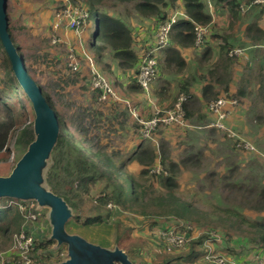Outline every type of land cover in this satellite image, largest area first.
I'll return each instance as SVG.
<instances>
[{"label":"trees","instance_id":"trees-1","mask_svg":"<svg viewBox=\"0 0 264 264\" xmlns=\"http://www.w3.org/2000/svg\"><path fill=\"white\" fill-rule=\"evenodd\" d=\"M116 1L127 4L140 17H154L160 23L170 20L169 13H173L177 6H182L183 8L184 14L182 16L179 14L176 21L171 23L168 31V45L163 47L159 53L152 46L151 52L147 51L149 56H157L155 74L150 80V86L154 81L157 82V85L155 84L151 91L157 101L161 100L166 103L162 105L160 115L164 113L163 111L173 107L181 96L184 97L182 107L185 112L184 118L187 121L192 118L196 103L201 101L200 98H202V103L205 105L210 99H216L220 96H225L228 99L235 98L239 102L238 93L233 92L229 85L231 79L229 68L236 61V57L229 54L233 45L229 40L227 30L231 31L234 23L240 19L242 5L240 1L228 0L231 3L229 4L230 13L228 14L229 23L227 26L217 25L212 22V15L206 12L203 0ZM211 1L213 2L214 0ZM253 1L247 0L246 4H250ZM69 4L82 8L86 12L82 27L84 26L89 31L92 40L90 44L93 51L97 54L96 59L106 60L104 55L107 53L113 61H118L121 68L132 70L134 76L130 80L129 89L131 91H142L143 89H141L142 87L136 80V76L140 72L146 52L137 53L133 49L131 32L124 23L110 15L107 10L109 1L67 0L60 1L59 7L64 8ZM253 4L251 7L262 6L264 1ZM110 5L115 4L111 3ZM57 10H59L58 6L55 7V11ZM248 12L246 11V13ZM246 17L247 15H241L242 19ZM9 23L10 19H8ZM196 24L209 26L204 42L199 47L194 43V27ZM255 25L257 33L259 32L261 35H254V39L263 41L264 25L262 23L261 28L257 23ZM11 27L10 29L8 28V31H11ZM10 38L17 54L20 56V47L15 44L11 34ZM169 42L172 43L171 47ZM189 48L200 49L193 58L194 65L192 64L191 66H189L182 53L183 50ZM161 52L162 54H160ZM187 66L191 68L188 70ZM0 68L3 72V77L0 79V82L4 85L3 88H6V90L12 89L7 94V98L17 100L20 110L18 113L10 110V102L3 104L7 113L6 120L0 122V153L4 152L9 156V153H11L10 143H13V147L22 155L35 138L34 118L28 122L22 117L28 108L25 102L31 106L32 113L34 112L31 101L13 72L11 61L1 40ZM190 70L193 71L190 72ZM197 80L202 83L200 98H196L191 90L192 85ZM97 90L102 94L103 91L101 89ZM44 95L52 106L53 104L50 102L49 97L46 94ZM3 96H5L4 93ZM55 113L57 115V112ZM207 113L209 114L208 110ZM13 117H16L15 121ZM204 119V116L199 115V122ZM59 121L61 124L63 123V119L59 118ZM19 123H21V126H19ZM156 129L158 128L156 127ZM155 130L152 131L149 137H144L140 134L143 139L151 140ZM233 142L234 147L237 149L249 151L241 144L242 142L238 138ZM79 147L65 139L64 134L60 133L42 169L41 185L64 199L71 210V218L74 217L80 220L81 214L78 212L83 209L84 205L86 207L89 204L86 207L88 211L102 207L106 211L105 216H108L114 209L122 213L136 214L141 216L142 219H151L153 222L172 218V220H175L173 221L175 225H172V227L175 226L176 230L186 231L188 236L189 234L192 236L191 231L189 230L188 233L184 228L188 227L192 222L202 223L209 227L208 232L206 231L201 235L192 237L181 247L172 246V250L177 251H173L172 256H164L159 264H188L193 263L199 255L202 256L204 254L205 257L208 249L201 250L197 246L205 244L207 239L211 241L222 240L211 236L212 234H219L218 228L222 230L223 240L230 244L232 243V246L223 247L226 252L236 254V247L246 246L250 249L255 248V251L264 250V185L249 186L242 182L239 183L240 185L232 183L229 186L244 195L246 203L251 201V205L248 206L259 213L260 216L253 218L245 214L242 211V205V207H232L225 204H223V207L211 204L212 212L207 214L205 211L195 207L191 201L181 196L179 184L175 178L178 163L174 160L171 161L161 150L156 152L151 150L149 146H144L133 158L135 159L133 161L137 160L141 165V168L136 173L127 170L123 165L115 167L108 160L92 152L110 164V166L121 169L123 179H118L109 171L103 170L98 162L89 160V156L85 155ZM21 155L16 157L15 163ZM157 163L160 165V169L153 171ZM98 181H105L104 186L98 195H92L88 184L94 185ZM247 195H249V198H247ZM31 204H36V202L34 200L22 201L14 197L0 196V241H3V245L10 242L12 245L14 235H19L21 232L29 233L26 231V223L32 220L29 212H35ZM102 217V214L86 216L81 221H83V225L87 226L91 223L100 222ZM122 234L117 235L116 244L118 248L125 249V244H121L123 243ZM234 235L235 237H233ZM235 239L237 240L234 241ZM51 243H53L51 238L47 242L35 241L34 239L33 245L32 247L30 246L28 252V256L31 259L30 264H59V262L47 261L49 260V256H47L50 255L49 253H46L47 255L44 253L40 254V250L44 251ZM9 249L10 247L7 249L9 257L4 259L3 264H21L22 258L16 252H11L13 256L10 258ZM125 252L132 256L137 254V251L131 250V252H128L127 249H125ZM237 259H245V257L240 255Z\"/></svg>","mask_w":264,"mask_h":264},{"label":"rangeland","instance_id":"rangeland-1","mask_svg":"<svg viewBox=\"0 0 264 264\" xmlns=\"http://www.w3.org/2000/svg\"><path fill=\"white\" fill-rule=\"evenodd\" d=\"M60 1L67 0H7L6 13L8 19H10L8 28L10 29V26H12L9 34L13 36L15 44L20 47V56L23 58V66L27 74L36 81L43 93L49 97L50 102L53 104L52 108L57 112V116L64 120L62 127L66 128L63 133L65 139L76 146H80L79 148L83 153L89 156V160L98 162L103 170L109 171L118 179H123L121 169L112 167L106 161L97 157L85 143L79 142L76 136L81 129L83 134H87L91 138L100 134L101 128H105V133L108 132L109 127H100L106 126L105 123H101L99 126L97 122L100 119L93 115L98 108L103 110L104 115L105 106L97 99L98 95L93 93L94 90L88 89L85 91L84 87V85L90 86L94 70H99L98 72L102 75H104L102 72L106 74L107 72L100 70L101 68L97 65V61H100L96 59L97 54L94 52V55H92L90 52L93 50L90 44L92 40L87 28L82 27L84 20L81 21L80 25L83 32V41L81 46H78V49H73L70 46L65 49L58 48L50 42L49 34L51 32L48 31L49 21H47V17L54 14L56 6L59 9L57 11L62 10L63 7H59ZM107 1H109L107 10L110 15L120 20L130 30L133 38L132 46L137 53L151 52V46L157 53L161 51L162 48H156V42L153 40L155 30L153 35V27L144 24L145 22H149L151 25L156 24L154 17H140L127 4L116 0ZM23 3L26 7H30L29 10L21 7ZM111 3L115 5H110ZM23 10L26 11L23 12ZM30 12L34 13L31 14ZM30 15L36 17V19ZM169 15L172 16V13H169ZM104 58L107 61H113L107 53ZM86 60L88 63L86 72H79L78 69L82 65V61ZM107 75L104 76L107 78L109 85L114 90H117L122 84L119 78H115L116 74L113 70L108 71ZM2 77L3 72L0 68V79ZM125 79L127 78L125 77ZM3 86L0 82V122L6 120L7 112L3 106L5 102H10V110L17 113L20 111L18 108L19 102L15 99L7 98V94L12 89L6 90ZM3 93L5 96H3ZM150 95L152 97L151 89ZM99 98H102V94ZM148 100L150 101V98ZM162 102L161 100L155 102L158 108L152 106L154 109L152 111H150V108L143 110L142 118L136 116L137 113L135 111V117L139 120L144 118V120H147L148 126L152 128L153 126L150 125V122L153 120L152 117L155 115V111L163 107L161 106ZM145 103L147 104L148 102L146 101ZM25 104L26 106L28 105V108L22 117L25 121L28 120L30 122L34 118V113L31 111V106L27 102ZM253 107L255 106L252 104L248 105L246 111V119H248L246 123L250 126V130L242 131V136L235 133V130L234 134L249 140L255 148L261 149L257 150L258 153H262L261 155H256L250 150L244 151L234 147L232 137L225 130L209 125L212 121L209 115L204 116L206 119L202 122H193L194 126H192L191 121H188L191 128L178 126H173L175 127L173 128L172 125L163 127V125L158 124V129L154 131L153 137L155 136L156 138V147L163 143V147L167 151V157L171 161L174 160L178 163L175 178L178 181L181 196L191 201L195 207L205 211L207 214L212 212L211 204L220 207L225 204L232 207L242 205V211L245 214L253 218L260 216L259 213L248 206L251 205V201L246 203L244 195L229 187L232 183L239 184L242 182L249 186L264 185V126L259 127L260 130L256 132L257 135L252 133L254 131L252 119L256 116V113H262L258 111L259 109H254ZM128 110L131 113L129 107ZM151 113L153 115L151 120H149L150 117L148 116ZM13 119L15 121L16 117H13ZM66 122H68L69 127L66 126ZM257 122H264V119H261L260 116ZM152 123L154 122L152 121ZM19 126H21V123H19ZM13 146V143H10L11 153H9V156H7V153H0V176L8 175L15 164L16 157L21 155ZM187 158L189 159L187 160ZM138 168L130 163L126 169L136 173ZM159 169L160 165L157 163L153 171H158ZM63 174L65 173L63 172ZM104 183L105 181H98L94 185L88 184L90 193L98 195ZM247 198H249V195H247ZM88 206L89 204L86 205V207ZM32 207L35 208V213L33 214L35 219L26 223V231L34 237L35 241L47 242L51 238L52 230L49 217L50 208L47 205H39L37 202ZM86 207L84 205L83 209L78 212L81 214L80 220L74 217L68 219L65 224V230L107 250L118 248L116 238L117 235L123 233V243L121 244H125V249L128 252H131V250L137 251L136 256H132L127 254L125 249L118 248L130 264H159L164 256H172V252L177 251L172 250V245L167 244L163 235L165 229L175 225V222H173L175 220H172V218L153 222L151 219H142L139 215L127 212L122 213L114 209L108 216H105L106 211L102 207L91 211H88ZM97 214L103 215L100 222L91 223L87 226L83 225L81 220H84L86 216ZM189 227L193 238L206 231L208 232L209 228L205 224H197L195 222H192ZM217 231H219V234H212L211 236L222 240L211 241L207 239L205 244L197 246L201 250L208 249L207 253L205 257L204 254L202 256L199 255L193 263L188 264H216L215 261H218L219 264H233L240 255L245 254L247 256L250 254V248L247 246L236 247V254L223 250V247L232 246V243L230 244L223 240L220 228ZM10 245L11 242L3 245V241H0V264H3L4 259L9 257L7 249L11 247ZM43 253L50 254H46L49 256V260H47L49 262H59L60 264L68 259L67 245L58 243L55 239L44 251L40 250V254ZM10 255L11 258L13 255L11 253ZM116 264L124 263L116 262Z\"/></svg>","mask_w":264,"mask_h":264},{"label":"crops","instance_id":"crops-1","mask_svg":"<svg viewBox=\"0 0 264 264\" xmlns=\"http://www.w3.org/2000/svg\"><path fill=\"white\" fill-rule=\"evenodd\" d=\"M203 1L205 3V0ZM214 1L213 2L211 1L210 7L205 3L206 12L212 15L213 23L221 26H227L229 23L228 14L230 13L229 4L231 2L228 0H224V1L214 0ZM237 1H240L242 5H249V7L244 12L241 11L239 16L240 19L234 23V26L231 29V31L227 30V33L229 34V40L232 43L233 47L241 48L242 52L239 55H235L236 61H234L229 68L231 73V79L229 85L233 92L238 93L239 102L237 106L235 105L229 107V115L226 119V123L233 130H235L236 133L240 134L241 136H242L241 133L242 131H249L250 126L246 123L248 120L246 119V111H247V106L252 104L253 106H255L253 107L254 109H259L258 111L262 112L261 114L256 113V116H254L252 119V122L254 123L252 124V128L254 130L252 131V133L257 135L256 132H259L260 128L264 126V122H257L260 116L261 119H264V40L263 41L255 40L254 35H261V33L259 32L257 33V27L255 24L257 23L261 28V25L264 21V5L262 6L257 5L256 7H251L253 3L246 4L247 0H237ZM256 3L259 2H254V4ZM21 7L22 8L25 7L26 10H29L30 8L28 6L27 8L24 3ZM26 10H23V12H25ZM177 10L180 12V16L184 14L182 6L180 7L177 6L174 11ZM246 11L249 12L246 13ZM30 13L32 14L34 12H30ZM56 14H58L57 11H54L53 15L47 17V21H49L48 31L51 32L49 34V38L51 35L56 34L60 36L62 39H64L68 47L70 46L73 49H78V46H81L83 41V32L81 34V39H78L75 32L72 29L66 28L64 24L55 27V24L58 21V17ZM241 15H247V17L245 19H242ZM30 16L36 19V17L32 15ZM154 20L156 22V24L154 25H151L149 22H145L144 24L153 27V31H152L153 35L155 30V35L153 40L157 42L156 32H157L158 24L160 22L156 19ZM248 27H250V29H248ZM169 46L170 47L172 46L171 42H169ZM198 51H200V49H195V48H189L182 51L183 55L188 61L189 66H191L192 64L194 65L193 58ZM90 52L92 53V55H94L93 50H91ZM162 52L160 54H162ZM99 62L97 61V65H99V67L101 68L100 69L98 67L100 70L106 71L107 74L108 71L113 70L114 73L116 74L115 78H119L120 82L122 83L117 90L113 89L117 98H114L111 95H106L104 99L99 98V96L101 97V92H99V90L91 89L90 86L88 87L84 85L85 91L88 89L94 90L93 93L98 95L97 99L105 106L104 115H103V110H101L100 108L96 109L93 115H95L98 119H100V121L97 122L99 126L101 123H105L106 126H100V127L108 126L109 129L108 132L105 133L104 130L105 128H101L102 129L101 133L94 136L93 137L94 139L89 137L87 134H83V131H81L82 129L80 130V132H78V134H76V136L79 139V142L85 143L90 148L91 152L97 153L104 159L108 160V162L112 163L115 167H121L123 165L124 167L127 168V165L132 163L136 167H139L137 169L138 171L141 168V165L137 160L133 161L135 160L133 158L136 156L138 152H140L143 149L144 146H149L151 150H154L156 152L157 150H161L166 155H167V151L163 147V143H160L159 146L156 147L157 143L155 136L151 140L142 138L140 134L141 131L139 130L140 124L138 123V119L137 117H135L134 114H131L129 112L128 107L126 106L124 101H127L132 106H134L137 113L136 116L142 118L143 110H147L146 108L148 109L150 108V111L154 110L152 106L158 108L157 104L155 105V102H158L159 100L157 101L153 93H152V97L150 95V88L152 90L155 84L157 85V82L154 81L152 83L153 86L151 85L148 91L144 89L140 92L131 91V89H129L130 87L129 85L131 83L130 81L131 78L134 76L132 70L129 71L128 69L126 70L121 68L117 60L107 61L101 59ZM189 66H187L188 70L191 68ZM87 68H88V63L86 60V61H82V65L78 70L79 72L82 71L85 73ZM192 71L193 70H190V72ZM102 73L104 75H107L105 72ZM125 77L127 79H125ZM201 85L202 83L199 82V80H197L194 82V84L191 87V90L193 91L196 98L201 97ZM215 86L218 87L217 84H215ZM148 98H150V101L148 100ZM200 100H201L200 102L196 103V109L193 111L192 118L188 120L192 122V126H194L193 122L198 121L199 115L200 116L209 115L206 110L207 104L205 105L202 103V98H200ZM146 101L148 102L147 104L145 103ZM162 103L161 106L166 104L165 102L163 104ZM153 113H151V115H149L148 117L151 118ZM209 117H211L212 119L211 115H209ZM67 123L68 122H66V124ZM66 126L69 127L68 124ZM195 127H200V126H195ZM189 128H191V126ZM231 139L234 141L233 138ZM246 141L249 140L246 139ZM258 149L259 148H257L256 151H252V152L256 155H261L262 153L257 152ZM254 249H250V254L247 256H245V254H242L241 256L245 257V259H237L235 263L256 264L259 261V259L262 256H264V250L255 251Z\"/></svg>","mask_w":264,"mask_h":264},{"label":"water","instance_id":"water-1","mask_svg":"<svg viewBox=\"0 0 264 264\" xmlns=\"http://www.w3.org/2000/svg\"><path fill=\"white\" fill-rule=\"evenodd\" d=\"M7 0H0V40L11 61V66L20 85L31 101L34 120V140L15 163L8 175L0 176V196L34 200L39 205L50 208L51 238L67 245L68 259L60 264H130L124 254L115 248H106L87 242L76 234L65 230V224L71 217V210L62 197L44 188L42 169L56 143L58 135L64 133L54 109L47 101L41 87L27 74L22 57L8 31Z\"/></svg>","mask_w":264,"mask_h":264},{"label":"built area","instance_id":"built-area-1","mask_svg":"<svg viewBox=\"0 0 264 264\" xmlns=\"http://www.w3.org/2000/svg\"><path fill=\"white\" fill-rule=\"evenodd\" d=\"M264 0H254V2H263ZM205 3L210 7L211 6V1L210 0H205ZM249 5H241V11L244 12L247 10ZM58 14V21L55 24V27L58 25L64 24L66 28L72 29L78 39H81V21L83 18L86 16V12H84V9L79 8V7H73V6H66L63 8L61 11H57ZM180 12L174 11L172 13V16H170V20L165 21L164 23H159L157 27V32H156V48H163L168 45V31L170 29L171 23L176 21L178 15ZM264 25V21H263ZM209 31V26L208 25H202V24H196L194 27V35H195V40L194 43L196 46H200L204 42L205 35ZM50 42L53 45H56L58 48H68V45L62 39L60 36L53 34L50 36ZM242 52L241 48L238 47H233L230 51L229 54L235 56L239 55ZM156 58L157 56H149L148 53H146V56L143 59V62L140 67V72L136 76V80L139 82L140 86L142 89L148 91L149 90V85H150V80L154 77L155 74V69H156ZM93 76L91 77L90 80V87L91 89L95 88H100L102 92V98H105L106 94H109L113 96L114 98H117L115 95L113 88L109 85L107 78H105L104 75L100 74L97 70L93 71ZM184 97L181 96L177 102L174 104L173 107L168 108L167 110L163 111L164 113L162 115L160 109L155 111V115L152 117L153 122H150V125L153 126L152 128L148 126L147 120H139L138 122L142 124V126L139 127V130L141 131V134L144 137H149L151 136V133L155 128L157 127L158 124L165 126H174L177 125L182 128H188L190 127V124L188 121L184 118L185 112L182 107V101ZM126 106L130 108V111L132 114H135V107L132 106L129 102L124 101ZM238 104L237 99L232 98L228 99L225 96H220L217 97L216 99L210 100L207 103V110L209 114L212 116L213 120L210 123V126H216L219 129L225 130L228 135H230L234 140L239 139L241 144L249 149L250 151H256L255 147L251 144V142L244 140L243 138L236 136L234 134V130L228 126L226 123V119L229 115V107L235 106ZM151 120V118L149 119ZM236 133V132H235ZM34 204H31V207ZM34 210L35 208L32 207ZM35 213V212H34ZM34 213H30V218L35 219ZM187 230V232L190 230V227L184 228ZM189 233V232H188ZM163 235L165 236V241L167 242L168 245L176 246V247H181L184 245L188 240L192 238V236L187 235L186 231H180L176 230V227H170L165 229L163 232ZM163 236V237H164ZM33 240L34 237L31 234H25L24 232H21L19 235H14L13 243L9 249L10 253L11 252H16L19 257L22 258V263L21 264H30L31 259L28 256V252L30 250V246L32 247L33 245ZM213 262V261H212ZM216 264H219L218 261H215ZM237 264V263H233ZM256 264H264V256H262L259 261Z\"/></svg>","mask_w":264,"mask_h":264}]
</instances>
